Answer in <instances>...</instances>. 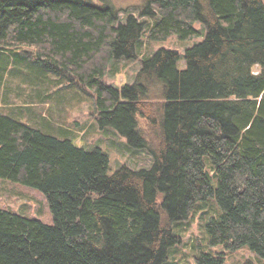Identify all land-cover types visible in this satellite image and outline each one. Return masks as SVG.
<instances>
[{"label":"trees","instance_id":"1","mask_svg":"<svg viewBox=\"0 0 264 264\" xmlns=\"http://www.w3.org/2000/svg\"><path fill=\"white\" fill-rule=\"evenodd\" d=\"M143 2L141 15L158 17L147 42L200 36L196 21L205 35L185 49L183 69L179 52L161 48L118 87L105 81L108 66L137 56L143 20L119 21L96 0H0V48L31 47L44 68L90 90L100 127L152 157L148 168L109 173L101 148L0 111V177L41 190L53 215L46 224L0 208V264H166L179 222L206 207L205 244L264 259V0ZM209 198L220 212L195 208ZM224 255L194 261L223 264Z\"/></svg>","mask_w":264,"mask_h":264},{"label":"rangeland","instance_id":"2","mask_svg":"<svg viewBox=\"0 0 264 264\" xmlns=\"http://www.w3.org/2000/svg\"><path fill=\"white\" fill-rule=\"evenodd\" d=\"M96 1L99 4L113 6L118 11L119 21H125L126 16L131 13L145 23L137 46V56L131 59L112 60L108 66L105 81L114 86L119 87L126 82H132L141 68L143 56L146 54L150 56L161 48L179 52L177 67L183 69L186 65L185 49L200 42L205 35V27L201 22L196 21L194 27L202 31L200 36L182 40L176 35H170L167 39L149 43L146 41L147 27L148 24L153 23L157 15H141L143 0ZM152 6L157 11V4ZM0 51L5 52V55L0 52L2 62L0 64L1 67L3 66V72L0 69L1 112L12 114L22 122L59 136L62 135L59 130L67 129L74 143L87 150L101 148L109 158V173L123 165L132 169L151 166L152 157L146 148H132L124 135L110 127H100L89 89L77 80L72 83L67 77L44 68L35 59L31 47H1ZM34 73H41L43 78L44 76L47 78L44 82H40L38 78H34ZM138 122L140 130L147 129L146 121L142 117L138 116ZM206 202L215 205L220 212L214 198L197 202L195 208ZM0 208L41 220L46 224H53L49 203L41 190L2 177H0ZM212 211L215 213L214 210ZM211 215L212 212L208 207L199 208L196 212L192 210L185 221L179 222L177 225L179 242L168 251L166 264H196L194 256L202 251L224 252L223 264H264V259L256 256L247 247L227 251L222 245L205 244L202 224L205 226Z\"/></svg>","mask_w":264,"mask_h":264}]
</instances>
